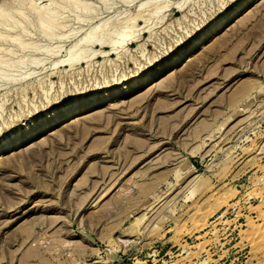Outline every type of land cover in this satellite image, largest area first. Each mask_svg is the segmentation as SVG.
<instances>
[{"label":"rangeland","instance_id":"obj_1","mask_svg":"<svg viewBox=\"0 0 264 264\" xmlns=\"http://www.w3.org/2000/svg\"><path fill=\"white\" fill-rule=\"evenodd\" d=\"M235 1L0 0V139L143 79L0 154V264H264V0L170 62Z\"/></svg>","mask_w":264,"mask_h":264},{"label":"bare ground","instance_id":"obj_2","mask_svg":"<svg viewBox=\"0 0 264 264\" xmlns=\"http://www.w3.org/2000/svg\"><path fill=\"white\" fill-rule=\"evenodd\" d=\"M28 1V0H27ZM255 0H236L235 2H234V4L231 6V8L227 11H225V12H223V11H219V13H217L215 16H213L212 17V19L199 31V33L187 44V45H185V46H183V47H181V48H179L173 55H172V57H171V64H172V67H175V66H177L180 62H182V60L184 59V57L185 56H187V54L189 53V52H191V51H193V50H195L196 48H199L204 42H206V41H208V40H211L215 35H216V33L220 30V28L223 26V25H225L226 23H228L231 19H233V18H235L236 17V15L238 14V10H240V8H242V7H244V6H248V5H250V4H252L253 2H254ZM21 1H19V4H21L20 3ZM259 2V1H258ZM17 3V2H16ZM255 3V2H254ZM226 4V3H225ZM23 5V4H22ZM5 6H7V5H5ZM29 6H31V5H29ZM9 7V6H8ZM18 7L19 6H17V8L16 7H14V9H16V12H18ZM21 7V6H20ZM19 7V9H21ZM34 7V6H33ZM5 8V7H4ZM7 8V7H6ZM5 8V9H6ZM9 8H12L13 9V7H9ZM8 8V10L7 11H9V12H12V11H10V9ZM228 8V7H227ZM2 9V8H1ZM0 9V10H1ZM5 9H2V10H5ZM11 9V10H12ZM28 9V8H27ZM31 9L33 10V8L31 7ZM6 11V10H5ZM5 11H0V20L1 19H5V18H7V11H6V13H5ZM21 11V10H20ZM19 11V12H20ZM4 12V13H3ZM8 12V13H9ZM15 12V11H14ZM36 12H37V10H36ZM42 12H43V10H42ZM41 12V13H42ZM44 12H46V11H44ZM51 12V11H50ZM49 12V13H50ZM35 13V12H34ZM39 13V12H38ZM40 13V14H41ZM48 13V14H49ZM55 13H56V11H55ZM58 13V12H57ZM156 13V12H155ZM7 16H6V15ZM16 14V13H15ZM24 14V13H23ZM22 14V15H23ZM43 14H46V13H43ZM43 14L41 15V18L43 17L44 19H42V22L44 23V21L43 20H46V21H49V19L47 20V19H45V15L43 16ZM53 14V13H52ZM10 15H12V14H10ZM37 15V14H36ZM62 15V14H61ZM18 16V15H17ZM26 16V15H25ZM54 16V14L53 15H51V17H53ZM59 16V15H58ZM10 17V16H9ZM22 17V16H21ZM38 19L40 18V17H38V16H36ZM46 17H50V16H46ZM56 17V16H55ZM55 17H53V18H50V20H53L54 21V19H55ZM11 18H13L12 16H11ZM15 18V17H14ZM13 18V19H14ZM133 18V17H132ZM22 19H23V17H22ZM15 20V19H14ZM17 20V19H16ZM25 20V19H24ZM59 21V19H56V21ZM124 20H126V19H124ZM134 20V19H133ZM239 20V19H238ZM242 20H244V18L242 19ZM242 20L241 21H239V22H241V24H242ZM255 20V19H254ZM39 21V20H38ZM127 21V20H126ZM132 21V20H131ZM3 22V21H2ZM12 22V21H11ZM14 23H15V21H13ZM40 22V21H39ZM0 23H1V21H0ZM7 23V22H6ZM54 23V22H53ZM52 22H51V24H53ZM127 23V22H126ZM3 24V23H2ZM10 24V23H9ZM9 24H8V27H9ZM46 24H50L49 22L47 23L46 22ZM19 25V24H18ZM38 25V24H37ZM42 26H43V24H41ZM40 25V26H41ZM45 25V24H44ZM54 25H55V23H54ZM125 25V24H124ZM16 26V25H15ZM20 26H21V24H20ZM48 26V25H47ZM104 26V25H103ZM5 27V26H4ZM11 27V26H10ZM44 27V26H43ZM46 27V26H45ZM121 27V26H120ZM130 27V26H129ZM224 27V26H223ZM10 29V28H9ZM21 29V28H20ZM22 29H24V27H22ZM21 29V30H22ZM102 29V28H101ZM121 29V28H120ZM27 31V30H26ZM198 31V30H197ZM23 32V31H22ZM92 32H90V34H91ZM1 34V33H0ZM130 34V31L128 30V27L125 25V27H123L120 31H119V33H118V39L117 40H114L113 41V43H112V46H111V49H113V51H114V49H117L118 47L116 46V45H118V44H121V43H123L124 41V38L127 36L128 37V35ZM132 34V33H131ZM12 36V35H11ZM14 36V35H13ZM16 36H17V34H16ZM90 35H88V37H89ZM92 36V35H91ZM219 36V35H218ZM0 37H3L2 35L0 36ZM7 37V36H6ZM131 37V36H130ZM222 37V36H221ZM12 38V37H11ZM10 38V39H11ZM186 38H187V36H186ZM3 39V38H2ZM9 39V40H10ZM15 39V38H14ZM13 39V40H14ZM215 39V38H214ZM12 40V41H13ZM16 40V39H15ZM14 40V41H15ZM216 40H218V38L216 39ZM12 41H10V42H12ZM84 41V40H83ZM213 41V40H212ZM17 43L19 42V41H16ZM21 42V41H20ZM22 42H24V41H22ZM27 42V41H26ZM209 42V41H208ZM217 42H219V40L217 41ZM14 43V42H13ZM23 44V43H22ZM27 44H29V41H28V43H25V45H27ZM185 44V43H184ZM4 45V44H3ZM16 45H19V43L18 44H16ZM121 45H123V44H121ZM20 46V45H19ZM23 46H24V44H23ZM29 46V45H28ZM30 46H31V43H30ZM21 47V46H20ZM26 48V47H25ZM28 49V48H27ZM6 51H8L7 49H6ZM78 51H79V49H78ZM76 53H78V52H76ZM12 54V53H11ZM78 54H76V56L75 57H72L73 58V60H76L77 59V56ZM190 56V55H189ZM2 59V58H1ZM170 60V59H169ZM7 61V60H6ZM11 61V60H10ZM7 63V62H6ZM198 63V62H197ZM5 64V63H4ZM1 65V64H0ZM185 65V64H184ZM2 66V65H1ZM167 65H166V62H164L163 64H161V66H160V70L161 69H163L164 67H166ZM5 67V66H4ZM159 68V67H158ZM193 69V68H192ZM0 70H2V69H0ZM178 71V70H177ZM153 73V72H152ZM173 74V73H172ZM154 75H155V73H153V74H151L150 75V77L146 80V83L147 82H152L155 78H154ZM168 75V74H167ZM170 75H171V71H170ZM170 75H168V76H170ZM166 76V75H165ZM172 76V75H171ZM174 77H175V75H174ZM173 77V78H174ZM164 78V77H163ZM118 80H120V79H118ZM117 80V81H118ZM161 81H162V79H161ZM167 83L169 84V85H171V83H170V81L171 80H169L168 78H167ZM112 82V81H111ZM155 82V81H154ZM142 83H143V79H140V74H138V75H136V76H134L133 75V77H131V78H129V80L125 83V86L122 88V90L119 92L118 91V89L116 90V87H113V88H108V90H106V91H101V92H94V93H92V94H90V95H88V96H84V97H79V98H75V99H73V100H69L67 103H65V101H64V103H63V101H57V102H55V103H50V104H47V105H50V106H52V105H58V106H55V107H53V109H51V110H48V111H46V112H40L41 114L39 115V113H38V117L37 118H35L33 121H32V123H30V126L27 128V130L25 131V134L23 135V137H21V138H17V139H14V138H11V136H10V134H8L5 138L3 137L2 139H0V154L2 153V152H4V150H12V149H17L20 145H22L23 144V142H24V140H29V139H31L32 137H34V135L36 134V132L38 131V129H37V126H39V125H41V129H45V128H47L48 127V125L49 124H54V123H59L64 117L65 118H67V119H71V118H73L75 115H77L78 113H80V112H82V111H84V110H86V109H89V108H91V107H93V106H96V105H98V104H100V103H102V102H104V101H107L108 99H110L111 97H113L114 95H117L118 94V96H121V95H126V94H128L129 93V91L130 90H132V88H134V87H138L139 85H142ZM161 82H159V84H160ZM164 84V83H163ZM168 85V86H169ZM152 86V85H151ZM156 86V85H155ZM165 86H167V85H165ZM143 87H144V85H143ZM159 87V86H158ZM149 89V88H148ZM65 92V91H64ZM140 94V93H139ZM141 95V94H140ZM143 95V94H142ZM78 96V95H77ZM126 97V96H125ZM137 97V96H136ZM143 96H141V98H142ZM81 98H84V100L82 101H80V99ZM141 98H139V101H141L140 99ZM72 99V98H71ZM60 100V99H59ZM111 100V99H110ZM132 100H134V99H132ZM135 101V100H134ZM133 101V102H134ZM137 101V100H136ZM135 101V102H136ZM63 103V104H62ZM109 103V102H108ZM132 103V102H131ZM130 103V104H131ZM137 103V102H136ZM115 104V103H114ZM133 104V103H132ZM131 104V105H132ZM49 106V107H50ZM48 107V106H47ZM47 107H45V108H47ZM44 111V110H43ZM98 113V112H97ZM95 114H96V112H95ZM86 115V114H85ZM84 115V116H85ZM94 115V114H93ZM100 115H102V114H100ZM100 115H97V117L98 116H100ZM63 116V117H62ZM81 116V115H80ZM96 116V115H95ZM94 116V117H95ZM75 118V117H74ZM92 118V117H91ZM93 119V118H92ZM97 119V118H96ZM95 120V119H94ZM22 121V120H21ZM65 121V120H64ZM77 121V120H76ZM75 121V122H76ZM30 122V121H29ZM66 122V121H65ZM73 122V121H72ZM26 124V123H25ZM68 124H69V122H68ZM56 125V124H55ZM69 132V131H68ZM38 135V134H37ZM5 136V135H4ZM16 138V137H15ZM34 140V139H33ZM30 141V140H29ZM28 141V142H29ZM40 144H42L41 142H40ZM17 147V148H16ZM21 147V146H20ZM28 150V149H27ZM35 151V150H34ZM231 151V150H230ZM37 153V152H36ZM33 155V154H32ZM7 159V158H6ZM10 161H11V159H10ZM14 161V160H13ZM5 163V159H4V161H2L1 159H0V164H1V166L3 165ZM14 163H15V161H14ZM10 165V164H9ZM13 165V164H12ZM8 167V166H7ZM177 177H178V175H176ZM2 189V188H1ZM6 190V189H5ZM4 191V190H3ZM8 196H6V198H7ZM209 197V196H208ZM9 198V197H8ZM8 200H11L10 198L8 199ZM25 228L26 227H28L29 228V225L28 226H24ZM24 227H23V230H24ZM31 227L32 226H30V229H31ZM27 229V228H26ZM25 229V230H26ZM26 230V232L25 231H23V233H22V235L24 234V233H26V234H28V232L29 233H31L33 230L31 229V230ZM25 234V235H26ZM24 235V236H25ZM29 235H31V234H28L27 236H25V237H28ZM31 255V254H30ZM202 263H204V260H203V262Z\"/></svg>","mask_w":264,"mask_h":264}]
</instances>
